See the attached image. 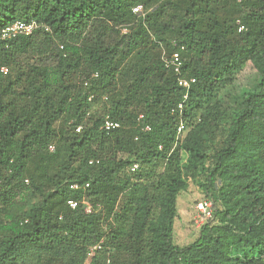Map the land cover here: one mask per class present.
Returning a JSON list of instances; mask_svg holds the SVG:
<instances>
[{
    "label": "trees",
    "instance_id": "1",
    "mask_svg": "<svg viewBox=\"0 0 264 264\" xmlns=\"http://www.w3.org/2000/svg\"><path fill=\"white\" fill-rule=\"evenodd\" d=\"M16 20L38 26L0 37V264H264V0H0ZM198 178L212 216L178 245Z\"/></svg>",
    "mask_w": 264,
    "mask_h": 264
},
{
    "label": "built area",
    "instance_id": "2",
    "mask_svg": "<svg viewBox=\"0 0 264 264\" xmlns=\"http://www.w3.org/2000/svg\"><path fill=\"white\" fill-rule=\"evenodd\" d=\"M237 1L240 2L241 0H237ZM133 11L136 13H141L142 6L141 5L135 6L133 8ZM37 26L38 24L35 21L16 20L2 28L0 32V37L4 40H9L17 36H21V35H30L33 33L35 28H37ZM242 28L243 26H240L239 30H241ZM123 31L125 32V30ZM171 43L173 45L176 44L174 40ZM162 60H163L164 65L167 68L172 69L177 74L181 72L182 62H181L178 51H172L170 53H166L165 51H163ZM0 70L4 73L6 72L5 67H1ZM194 81L195 79L193 77L191 78L181 77V76L178 77L177 85L185 89L182 102L186 99L187 90L190 88L191 83H193ZM182 102H180L177 106L179 110L182 108ZM119 126H120V123L118 121H115V120H112L106 117L101 125V128L106 131H110L112 129L118 128ZM79 129H80V126L76 128V130H79ZM145 129H149V127L146 126ZM182 130H183V125L180 124L178 126V131L181 132ZM49 149L52 150V146H50ZM136 168H137V164H133L130 169L133 171ZM84 186H88V184L85 183ZM69 187L71 189H78V188H81L82 185L74 182V183H71ZM66 202L71 208H75L78 205V201L73 198L67 199ZM81 204L84 206V209L86 212L90 211V205L84 199L81 200ZM195 209L197 211L199 218L202 221H205L206 219L211 218L212 216V201L204 198L195 204ZM98 247H99L98 245H95L92 248H90L88 252V260L93 256L94 249Z\"/></svg>",
    "mask_w": 264,
    "mask_h": 264
},
{
    "label": "rangeland",
    "instance_id": "3",
    "mask_svg": "<svg viewBox=\"0 0 264 264\" xmlns=\"http://www.w3.org/2000/svg\"><path fill=\"white\" fill-rule=\"evenodd\" d=\"M29 59L32 61V55L29 56ZM246 70L248 68L244 71L246 72ZM244 71L242 73H245ZM104 104H106L104 98L97 100L93 103V110L101 109ZM200 182L201 179L199 178L195 181H190L188 189L177 198L178 217L175 220L173 236L178 245H185L193 241L200 226L205 222L199 218L195 209V204L204 199Z\"/></svg>",
    "mask_w": 264,
    "mask_h": 264
}]
</instances>
